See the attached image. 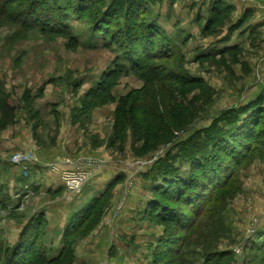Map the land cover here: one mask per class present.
<instances>
[{"label":"rangeland","instance_id":"rangeland-1","mask_svg":"<svg viewBox=\"0 0 264 264\" xmlns=\"http://www.w3.org/2000/svg\"><path fill=\"white\" fill-rule=\"evenodd\" d=\"M258 3L0 1L11 7L0 13V251L33 216L48 258H58L66 230L92 209L52 264H264ZM46 6L58 30L41 28ZM245 119L251 136L225 183L193 205L166 193L164 161L189 170L195 141L206 148L208 133ZM18 154L25 160L14 162ZM60 167L86 174L78 190L63 185Z\"/></svg>","mask_w":264,"mask_h":264},{"label":"trees","instance_id":"trees-1","mask_svg":"<svg viewBox=\"0 0 264 264\" xmlns=\"http://www.w3.org/2000/svg\"><path fill=\"white\" fill-rule=\"evenodd\" d=\"M0 1H5L6 4V1L8 0ZM5 4H0V13L2 14L8 13L9 8H11H6ZM38 5L39 3H33L29 6V9L34 10ZM44 8H41V14L45 16L46 21L43 22L44 24H42L41 28L58 30L61 21L58 17L53 18L54 16H51V12L54 10H50L49 7L46 6V10L43 11ZM38 21L39 20L36 19V22ZM147 31L144 46H148L152 49L159 47L156 45L160 39L159 28L154 26L148 28ZM237 121L238 118L235 117L229 125H233ZM248 123L249 120L245 119V122L232 132L227 130H217L216 132L208 133L206 138L202 140V143L203 145H206V148L202 145L201 148L198 147L200 141H195L192 148H196L197 152L189 149L188 151L191 153L188 156L189 158L186 160V157H184L185 162L189 161L191 164L189 170H182L176 167H169V169H167L168 163H165L164 161V167H166L164 171L166 193H173L177 198L183 197L190 201V205H193L197 203L199 199L204 198V196H206L204 193H208L210 188L219 185V183H225L230 168L229 164L236 155L240 154L247 148L249 137L251 136L250 130L247 129ZM195 143L197 144V147L200 148L199 150L194 146ZM212 143H215L214 147H211ZM210 147L211 149H209ZM219 150L227 154V160H225V158L223 159L224 161H222L221 159L218 160L216 158L215 151L218 153ZM186 165L188 166V164ZM199 187L201 190L200 195L197 192V188ZM193 210L195 211V214L200 212L197 207ZM91 212L92 209L85 214L81 213L76 219V221H78L72 223L71 228L69 227L66 230V233L64 234V248L60 251L58 258L55 259L48 258V250L44 245V240L39 238V229L42 227L41 220L39 222V220L37 221L36 218L32 216L27 223L24 224L20 232L19 240L14 244L13 248H5L3 251L1 250L2 252L0 251V264H52L59 261L67 249L66 244H69L73 235L81 229L86 221H88ZM1 244L2 243L0 242V245Z\"/></svg>","mask_w":264,"mask_h":264},{"label":"built area","instance_id":"built-area-1","mask_svg":"<svg viewBox=\"0 0 264 264\" xmlns=\"http://www.w3.org/2000/svg\"><path fill=\"white\" fill-rule=\"evenodd\" d=\"M21 160H25V156L18 154L14 157V162H20ZM66 174L65 171L61 174L63 185L70 191L75 192L80 188L86 174L81 172H71L69 176H66Z\"/></svg>","mask_w":264,"mask_h":264},{"label":"crops","instance_id":"crops-1","mask_svg":"<svg viewBox=\"0 0 264 264\" xmlns=\"http://www.w3.org/2000/svg\"><path fill=\"white\" fill-rule=\"evenodd\" d=\"M232 2H234V1H232ZM261 2H262V5H260L258 3L259 7H264V1L261 0ZM64 169H71V168H68V167H60V169L59 168H55V169H53V172L58 173L59 175H61L62 172H64Z\"/></svg>","mask_w":264,"mask_h":264}]
</instances>
